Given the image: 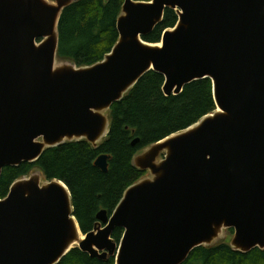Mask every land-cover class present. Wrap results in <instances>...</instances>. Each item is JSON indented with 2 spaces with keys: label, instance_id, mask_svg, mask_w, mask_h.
<instances>
[{
  "label": "water",
  "instance_id": "95a60500",
  "mask_svg": "<svg viewBox=\"0 0 264 264\" xmlns=\"http://www.w3.org/2000/svg\"><path fill=\"white\" fill-rule=\"evenodd\" d=\"M76 1L0 0V178L68 143L97 149L112 106L151 71L167 97L210 79L217 110L137 154L148 175L87 234L63 181L17 180L0 200V264H59L74 249L116 264H184L228 230L234 251L264 250V0H125L118 42L85 67L58 59L59 23ZM169 9L176 26L146 42ZM109 159L95 165L106 173Z\"/></svg>",
  "mask_w": 264,
  "mask_h": 264
},
{
  "label": "trees",
  "instance_id": "16d2710c",
  "mask_svg": "<svg viewBox=\"0 0 264 264\" xmlns=\"http://www.w3.org/2000/svg\"><path fill=\"white\" fill-rule=\"evenodd\" d=\"M124 1L77 0L67 7L59 23L58 59L79 67L102 61L119 40L117 21ZM178 20L176 11L167 10L163 22L144 40L159 43L164 32L174 28ZM164 83L163 75L151 71L122 101L115 103L109 113L110 134L97 149L85 140L68 143L46 150L36 163L4 168L0 200L9 195L17 180L39 170L47 180H59L67 185L82 232H91L98 214L106 210L110 215L125 191L148 175L133 165L137 154L217 110L210 79L194 82L180 95L169 97L163 92ZM136 139L139 142L133 146ZM102 155L110 157L106 173L95 165ZM123 234L124 230L117 228L112 238L119 243ZM59 264H116V260L92 258L74 249ZM184 264H264V250L243 254L234 251L230 244L219 243L197 248Z\"/></svg>",
  "mask_w": 264,
  "mask_h": 264
},
{
  "label": "rangeland",
  "instance_id": "374dc122",
  "mask_svg": "<svg viewBox=\"0 0 264 264\" xmlns=\"http://www.w3.org/2000/svg\"><path fill=\"white\" fill-rule=\"evenodd\" d=\"M52 2H54V0H50ZM35 172H39V170H35L33 173ZM45 177L43 176V181H45ZM233 236H234V233L232 234L229 230L228 231H225L224 233V237L221 241V243H226V244H230L232 239H233Z\"/></svg>",
  "mask_w": 264,
  "mask_h": 264
}]
</instances>
